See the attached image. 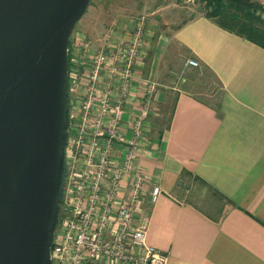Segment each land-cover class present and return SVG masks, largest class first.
I'll list each match as a JSON object with an SVG mask.
<instances>
[{
    "label": "crops",
    "instance_id": "1",
    "mask_svg": "<svg viewBox=\"0 0 264 264\" xmlns=\"http://www.w3.org/2000/svg\"><path fill=\"white\" fill-rule=\"evenodd\" d=\"M200 11L169 32L155 19L135 67L125 120L156 82L140 170L161 188L136 216H150L146 241L167 264H264V48Z\"/></svg>",
    "mask_w": 264,
    "mask_h": 264
},
{
    "label": "built area",
    "instance_id": "2",
    "mask_svg": "<svg viewBox=\"0 0 264 264\" xmlns=\"http://www.w3.org/2000/svg\"><path fill=\"white\" fill-rule=\"evenodd\" d=\"M150 21L141 16L127 24L113 22L101 50H92L83 32L71 34V123L53 264H167V254L146 241L150 216H136L146 196L155 203L161 194L140 170L147 147L144 122L152 113L156 82L145 80L137 107L131 103L130 120H125ZM187 64L199 65L194 59Z\"/></svg>",
    "mask_w": 264,
    "mask_h": 264
},
{
    "label": "water",
    "instance_id": "3",
    "mask_svg": "<svg viewBox=\"0 0 264 264\" xmlns=\"http://www.w3.org/2000/svg\"><path fill=\"white\" fill-rule=\"evenodd\" d=\"M91 0H0V264H53L70 37Z\"/></svg>",
    "mask_w": 264,
    "mask_h": 264
},
{
    "label": "rangeland",
    "instance_id": "4",
    "mask_svg": "<svg viewBox=\"0 0 264 264\" xmlns=\"http://www.w3.org/2000/svg\"><path fill=\"white\" fill-rule=\"evenodd\" d=\"M254 1L264 7V0ZM201 8L202 4L198 0H91L75 29L92 39L104 35L115 21L127 24L133 18L147 16L153 19L151 25L155 24L156 19L158 29L169 32L189 17L200 14ZM158 9V12H153ZM167 112L159 119L163 125L168 123L169 108Z\"/></svg>",
    "mask_w": 264,
    "mask_h": 264
},
{
    "label": "trees",
    "instance_id": "5",
    "mask_svg": "<svg viewBox=\"0 0 264 264\" xmlns=\"http://www.w3.org/2000/svg\"><path fill=\"white\" fill-rule=\"evenodd\" d=\"M202 14L223 29L264 48V7L254 0H198Z\"/></svg>",
    "mask_w": 264,
    "mask_h": 264
}]
</instances>
